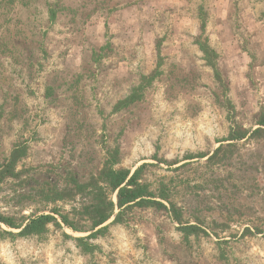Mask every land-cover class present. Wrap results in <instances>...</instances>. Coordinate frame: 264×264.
Instances as JSON below:
<instances>
[{
    "label": "rangeland",
    "instance_id": "rangeland-1",
    "mask_svg": "<svg viewBox=\"0 0 264 264\" xmlns=\"http://www.w3.org/2000/svg\"><path fill=\"white\" fill-rule=\"evenodd\" d=\"M227 10L0 0V264H264V0ZM109 166L166 207L96 227Z\"/></svg>",
    "mask_w": 264,
    "mask_h": 264
},
{
    "label": "trees",
    "instance_id": "trees-1",
    "mask_svg": "<svg viewBox=\"0 0 264 264\" xmlns=\"http://www.w3.org/2000/svg\"><path fill=\"white\" fill-rule=\"evenodd\" d=\"M264 126V122L261 123ZM263 127H260L262 129ZM257 131V130H256ZM139 169H137L132 175L130 170L125 169H116L113 166L103 168L100 173V176L105 182L110 186L111 190L117 192V202L114 203L113 200H110L109 206L111 207L110 212L107 214H100V218L96 221L95 226H100L107 222L114 215L115 206L119 208V212L116 215V218L120 217L126 208H131L132 206H149L151 204L159 205L166 207L164 203L159 200H156L155 193L149 189L148 185L140 184L137 179ZM4 172V171H3ZM0 174H4L0 172ZM164 195V194H163ZM165 198V196H161ZM174 209V206H173ZM2 221L9 224L12 227L19 228L12 222H7L5 218ZM55 219L52 215L49 214H40L35 217L30 218V220L22 226L19 231L20 234H34L43 230L45 225ZM185 231L199 230V226L195 224H186L181 226Z\"/></svg>",
    "mask_w": 264,
    "mask_h": 264
},
{
    "label": "crops",
    "instance_id": "crops-1",
    "mask_svg": "<svg viewBox=\"0 0 264 264\" xmlns=\"http://www.w3.org/2000/svg\"><path fill=\"white\" fill-rule=\"evenodd\" d=\"M215 1H217L218 3H220L221 1H223L225 3V5L228 7V10L226 11L227 12L226 15H228V13H229V15H231V13H233L232 7H233V4H234V2L236 0H215ZM245 10H248L253 15V19L254 20H257V14L258 13H256L254 9L249 10L248 7H246ZM226 20L227 19L225 18V21L222 22L218 26V28L216 27L218 29V32L221 33L222 38H225V37L228 38L229 35H232L233 34V31H234L233 25L230 24V23H228ZM256 23H258V21ZM205 28H206V25L205 24L204 25L201 24L202 31H204ZM225 42L226 41H223V46L224 47H226ZM228 45L231 46V47L234 46L235 48H237V41L235 40V38L229 40L228 41ZM238 45H239V43H238ZM241 53H242V51L241 52L237 51V54H241Z\"/></svg>",
    "mask_w": 264,
    "mask_h": 264
}]
</instances>
